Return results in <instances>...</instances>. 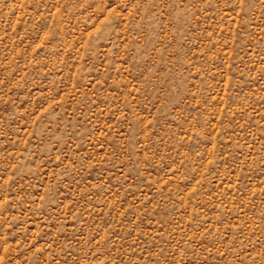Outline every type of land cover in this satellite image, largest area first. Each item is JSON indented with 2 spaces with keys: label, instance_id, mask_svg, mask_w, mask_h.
I'll return each mask as SVG.
<instances>
[{
  "label": "rangeland",
  "instance_id": "rangeland-1",
  "mask_svg": "<svg viewBox=\"0 0 264 264\" xmlns=\"http://www.w3.org/2000/svg\"><path fill=\"white\" fill-rule=\"evenodd\" d=\"M0 264H264V0H0Z\"/></svg>",
  "mask_w": 264,
  "mask_h": 264
}]
</instances>
